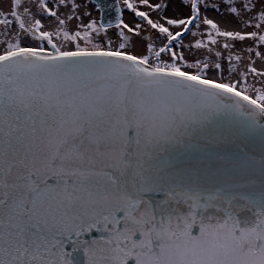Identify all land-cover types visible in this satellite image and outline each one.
Here are the masks:
<instances>
[{"label":"snow or ice","instance_id":"obj_1","mask_svg":"<svg viewBox=\"0 0 264 264\" xmlns=\"http://www.w3.org/2000/svg\"><path fill=\"white\" fill-rule=\"evenodd\" d=\"M170 2L116 0L139 22H125L117 6L115 25L97 3L101 20L74 31L77 0H11L0 9V264H81L73 255L81 250L83 264H264V175L256 199L239 159L208 157L195 179L150 159L161 140L191 130L186 111L201 99L228 98L253 125L264 119V68L256 66L264 64V0H221L223 10L180 0L179 17L166 14ZM209 10L254 30L222 29ZM145 26V54L126 51ZM189 32L187 47L206 53L192 62L174 47ZM229 40L253 45L242 56ZM222 58L229 73L247 60L239 79L208 78L224 71ZM93 229L101 235L81 239Z\"/></svg>","mask_w":264,"mask_h":264},{"label":"water","instance_id":"obj_2","mask_svg":"<svg viewBox=\"0 0 264 264\" xmlns=\"http://www.w3.org/2000/svg\"><path fill=\"white\" fill-rule=\"evenodd\" d=\"M92 1L95 5L101 3L104 6L103 21H111L115 25L118 15L116 7L121 8L120 4L117 5L116 0ZM233 103L228 98L196 101L186 111L191 130L179 139L167 142L161 140L150 157L154 165L160 171L176 177L187 179L191 176L195 179L198 172L204 171L201 165L207 162L208 157L224 165L239 159L250 174L253 196L259 199L261 177L264 175V119H259L253 125L246 115V109L237 110L231 106ZM100 235V230L93 229L81 239L91 240ZM65 250L72 252L70 242L66 244ZM73 255L81 264L86 259L82 250Z\"/></svg>","mask_w":264,"mask_h":264},{"label":"rangeland","instance_id":"obj_3","mask_svg":"<svg viewBox=\"0 0 264 264\" xmlns=\"http://www.w3.org/2000/svg\"><path fill=\"white\" fill-rule=\"evenodd\" d=\"M212 2L221 3V0H209V3H212ZM77 3L80 4V8L78 9V14L80 15L81 19L80 20L74 19V20L69 22V28L71 30L74 31L76 29V25L81 23V21L83 23H87L90 19H93V18L96 19L97 21H100V12L97 10L96 5L92 2V0H77ZM10 6H11V0H0V9L7 11L10 8ZM120 6L123 9L122 18L125 20V22H128L130 24L134 23V22H139V19L134 16V13H132L131 10L125 9L123 4H120ZM224 7H225V5L223 3H221V10H223ZM61 11L67 12V9L62 7ZM185 12H186V9H184L182 7V5L180 4V0H171L169 9H168L166 14L169 16L176 15L177 17H179V16H182ZM89 13H90V15H88ZM207 15L209 18L215 19L219 23V25L222 29L240 30V31L254 30L252 27L245 28L241 23L237 22L233 17L229 16L227 13H225L224 15H221L220 12L209 10L207 12ZM44 24H45L46 30L54 28V23L51 22L50 20H45ZM145 29H146V31L144 34V38L141 39L140 37L133 36L131 41H130V46L126 48V51H128L132 54H136V55L145 54L144 43L147 40V36H148L149 32L151 31V30L147 29V26H145ZM174 30H179V29L176 28ZM193 30H196V29H193ZM206 30H207V26L201 24L199 31L206 33ZM108 38L112 39V41H113L112 47L114 49L116 47H118V44L121 42V40L118 37V29H116L114 26L112 28L108 29ZM205 39H206V36H205ZM218 39L220 41V44H218L215 47L217 48V50H219L223 53L224 57H227L228 50L223 49L221 47V45L224 43V39L223 38H218ZM161 40H162V38L155 41L157 48L159 46H161ZM182 40H183V45H185L184 47H181L179 42L174 43V47H175L176 51L183 52L185 55V58L189 62H192L194 59H197V58H202L206 54L205 50H203V49L196 50V49H189L187 47V45L193 40V37L191 36V32L185 34L182 37ZM97 42L106 46L105 41L103 40L102 37L99 38L97 40ZM228 42L235 44V47L232 49V51L240 53L242 56H247V53L242 51V49H246L247 47L253 45L252 40H245L243 42L229 40ZM24 43L26 46H34L35 45V42L30 40V39L25 40ZM81 44H83V41H81ZM73 47H74L73 45L69 44L67 46V49L71 50ZM260 50L264 51V47H262ZM162 59L168 60L169 59L168 54H163ZM213 59H215V57H213ZM221 63L224 66V71L222 73L217 72L215 70L209 71L207 74L208 78H215L218 81L222 79L224 82H227L229 80L239 79L238 72L245 70L244 66L247 63V60H244L243 62H241L238 65L237 72H232V73H229V71H228V61L226 59L222 58ZM233 63H235V61H233ZM256 66L258 68H264V64H262V62L259 61V59H257V61H256ZM260 79L261 78L253 79L252 77H249L248 83L249 84H255L256 87H261V84L259 83Z\"/></svg>","mask_w":264,"mask_h":264},{"label":"flooded vegetation","instance_id":"obj_4","mask_svg":"<svg viewBox=\"0 0 264 264\" xmlns=\"http://www.w3.org/2000/svg\"><path fill=\"white\" fill-rule=\"evenodd\" d=\"M93 2V1H92Z\"/></svg>","mask_w":264,"mask_h":264}]
</instances>
